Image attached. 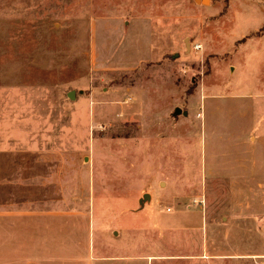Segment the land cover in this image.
<instances>
[{
    "label": "rangeland",
    "instance_id": "obj_1",
    "mask_svg": "<svg viewBox=\"0 0 264 264\" xmlns=\"http://www.w3.org/2000/svg\"><path fill=\"white\" fill-rule=\"evenodd\" d=\"M262 90L264 0H0V264H264V175L241 196L214 179L171 199L201 193V156L236 134L218 125L249 134ZM30 126L65 141L9 153ZM242 202L260 222L223 223ZM201 208L205 253L157 228Z\"/></svg>",
    "mask_w": 264,
    "mask_h": 264
},
{
    "label": "crops",
    "instance_id": "obj_2",
    "mask_svg": "<svg viewBox=\"0 0 264 264\" xmlns=\"http://www.w3.org/2000/svg\"><path fill=\"white\" fill-rule=\"evenodd\" d=\"M153 53V52H152ZM115 67V66H112ZM78 80V77H75ZM261 92H264L263 90ZM261 96H264V93H260ZM254 111V121L252 130L250 133L245 136H243L244 132L242 131V125L243 122L239 120L238 122H229L221 121L219 126H223L224 129H226L228 126L231 125L232 132L236 133L234 135V139L229 140L231 142V146L226 148V151L224 153H218L219 151H211L205 156H201V172H200V179L196 181V184L192 185L190 191L191 192H197L201 191L199 195H185L184 197H178L176 194L172 196V201L174 203L182 202V200H187L188 202L192 201H198L195 198L198 196H205V198L208 195V192L206 190V186H202V184L207 181H213L214 179H222L225 182H227L230 186L228 188V191H240L239 195L241 196V192L244 194L247 192V189L250 188L255 189L257 187V175H264V114L263 111L259 108V106L256 104L253 106ZM44 125H42L43 127ZM240 126V128H239ZM26 127H28L26 125ZM41 127V126H39ZM40 128V130L36 131L32 126H30L29 130L26 131V134L18 139H16L17 142H20L19 140H22L25 145L14 147V149L7 150L9 153H25L29 155V157L32 158V155H38V153H47L49 150L44 151L41 148L33 146V144H43L48 143L50 141H54L57 143H62L65 140V136L60 137L59 135L51 136L47 131H44ZM253 134H252V133ZM246 134V133H245ZM232 138V137H231ZM238 139V140H237ZM22 144V143H20ZM27 144V145H26ZM59 147V146H58ZM27 169V168H26ZM26 169L24 170V174L28 175V178H25V180H22V183L31 185L32 184V167L29 166L27 169L28 172H26ZM202 181V184H201ZM206 185V184H205ZM252 185V186H251ZM23 198V196H19ZM177 201V202H176ZM194 203V202H192ZM201 203V202H199ZM249 204V203H248ZM248 204H245V202H242L239 204L240 210L235 209L236 204L231 203L229 211H225L226 213L222 215V222L223 223H235V222H243V223H257L260 222L261 214L256 213V210H251L252 208H247ZM200 213H190L186 212L187 210H180L179 212H176L171 215H164V214H158L156 216V222L158 223L157 228L160 229V233L164 234L165 236L170 235L173 232L177 231H183L187 232L189 234L190 238V249L189 250H200L199 252H193V254H202L205 253L208 250V223L211 224V220L208 216L207 209L201 208ZM174 210L171 208L166 211V213H171ZM205 213L207 214V217H205ZM11 215V214H9ZM9 215H4L8 216ZM18 215H27V213L19 212ZM3 215H0L2 217ZM19 218H24L22 216H18ZM206 222V230H205V220ZM224 229V227L222 228ZM230 231V230H228ZM244 232L243 230L236 231L235 233L241 234ZM225 232L222 231V235ZM175 235V234H174ZM229 235V234H228ZM255 235V233H254ZM173 239V242L177 241V238L170 237ZM141 240V242H140ZM179 241V240H178ZM116 249L117 250H128L126 248V243L124 245L123 240H118L116 242ZM128 243L131 244V241ZM139 244H141L142 247L145 246L144 239L139 237L136 241L134 250H139ZM168 244L170 245L171 243ZM118 245V246H117ZM161 246V249L164 250H179L177 247H169V249L165 248L164 243H159ZM165 245V246H164ZM164 247V248H162ZM105 250H109L108 242H105L104 246ZM233 251L231 254H235L237 256H244V252H241V250H257V246H251L248 247L244 246L241 247V245H233L232 246ZM111 249V247H110ZM220 249V248H219ZM222 249V248H221ZM220 254H226L222 252ZM252 254H255L256 256H264V252H253ZM264 261V257L260 258Z\"/></svg>",
    "mask_w": 264,
    "mask_h": 264
},
{
    "label": "water",
    "instance_id": "obj_3",
    "mask_svg": "<svg viewBox=\"0 0 264 264\" xmlns=\"http://www.w3.org/2000/svg\"><path fill=\"white\" fill-rule=\"evenodd\" d=\"M71 96H74V92H71ZM178 111L180 112V109L178 108ZM144 198L145 199H148V198H150V195L148 194V193H146L145 195H144Z\"/></svg>",
    "mask_w": 264,
    "mask_h": 264
},
{
    "label": "built area",
    "instance_id": "obj_4",
    "mask_svg": "<svg viewBox=\"0 0 264 264\" xmlns=\"http://www.w3.org/2000/svg\"><path fill=\"white\" fill-rule=\"evenodd\" d=\"M196 48H199V45H198V46H196Z\"/></svg>",
    "mask_w": 264,
    "mask_h": 264
}]
</instances>
